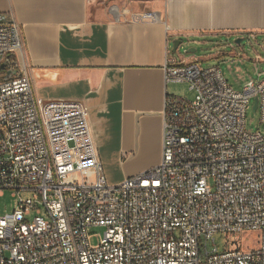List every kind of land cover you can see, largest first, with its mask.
Masks as SVG:
<instances>
[{
	"label": "built area",
	"instance_id": "obj_1",
	"mask_svg": "<svg viewBox=\"0 0 264 264\" xmlns=\"http://www.w3.org/2000/svg\"><path fill=\"white\" fill-rule=\"evenodd\" d=\"M25 59L22 25L0 13V65L16 62L0 70V192L20 196L0 215V264H264V133L246 124L254 97L264 124V78L237 91L218 66L167 67L194 98L166 97L161 162L111 185L88 106L39 97ZM218 233L255 244L209 249Z\"/></svg>",
	"mask_w": 264,
	"mask_h": 264
},
{
	"label": "crops",
	"instance_id": "obj_2",
	"mask_svg": "<svg viewBox=\"0 0 264 264\" xmlns=\"http://www.w3.org/2000/svg\"><path fill=\"white\" fill-rule=\"evenodd\" d=\"M144 12L158 20H132ZM0 13L22 25L35 93L88 106L100 160L117 164L119 182L162 160L165 101L177 96L166 68L195 60L174 42L264 35V0H0Z\"/></svg>",
	"mask_w": 264,
	"mask_h": 264
},
{
	"label": "rangeland",
	"instance_id": "obj_3",
	"mask_svg": "<svg viewBox=\"0 0 264 264\" xmlns=\"http://www.w3.org/2000/svg\"><path fill=\"white\" fill-rule=\"evenodd\" d=\"M241 38L242 41L237 40ZM190 48L196 49L195 52H187ZM177 54L184 56L185 59H195L201 66H218L228 83L237 91L244 89L245 83L250 79L260 81L264 78V35H257V39H251L248 35H205L190 43H183ZM170 88L174 90V94L189 100L194 98V91L186 82L170 83ZM254 98L251 100V106L247 111L246 124L247 129L251 131L259 130L264 133V124L260 122L259 109L253 110ZM104 173L108 183L119 184L118 178L120 171L117 164L107 162L104 166ZM31 191L21 193L24 199L31 198ZM20 196L14 195L11 189L0 192V215L12 212L18 204ZM33 214L31 218L34 216ZM105 231L103 227L92 228L91 233L96 236L92 238V244L97 245L100 241V236ZM255 233H236V234H221L215 236V241L208 242L209 249L218 247L219 251L225 250L227 243L233 248L237 245L250 246L255 244L253 237Z\"/></svg>",
	"mask_w": 264,
	"mask_h": 264
},
{
	"label": "water",
	"instance_id": "obj_4",
	"mask_svg": "<svg viewBox=\"0 0 264 264\" xmlns=\"http://www.w3.org/2000/svg\"><path fill=\"white\" fill-rule=\"evenodd\" d=\"M237 41L241 42L242 39L239 38ZM181 44H182L181 40H176L174 42V44H173L172 52L176 54L178 52L179 47H180ZM195 51H196V49L190 48L187 52L193 53ZM14 65L16 66V62H14ZM4 69H5V64L3 63V64L0 65V70H4ZM9 77H11V75ZM258 105H259V98L258 97H254V102H253V110L254 111H256L258 109Z\"/></svg>",
	"mask_w": 264,
	"mask_h": 264
},
{
	"label": "flooded vegetation",
	"instance_id": "obj_5",
	"mask_svg": "<svg viewBox=\"0 0 264 264\" xmlns=\"http://www.w3.org/2000/svg\"><path fill=\"white\" fill-rule=\"evenodd\" d=\"M4 64H5V69H10V68H12V69H14V64L12 63V61L10 60H6L5 62H4Z\"/></svg>",
	"mask_w": 264,
	"mask_h": 264
}]
</instances>
